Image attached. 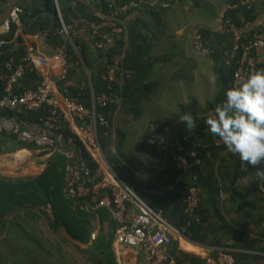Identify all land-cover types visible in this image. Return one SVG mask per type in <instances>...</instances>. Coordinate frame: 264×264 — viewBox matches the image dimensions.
Here are the masks:
<instances>
[{
    "label": "trees",
    "instance_id": "trees-1",
    "mask_svg": "<svg viewBox=\"0 0 264 264\" xmlns=\"http://www.w3.org/2000/svg\"><path fill=\"white\" fill-rule=\"evenodd\" d=\"M111 1L123 4L132 0H59L61 14L59 13L56 0H26L22 6L25 11L20 15V23L25 33L39 34L47 45L53 48L63 47L65 49L70 65L69 74L74 75L81 71L84 74V79L69 83L67 81L68 74L67 78L61 82L60 90L64 95L78 98L80 102H83L88 107L92 105L93 92L96 97H100L105 92L110 93V81L105 79V75L108 69L114 65V57L122 56V63L117 67L119 79L113 82L112 88V91H114L113 89L121 90V94H119L117 101L113 102L109 107H97L98 112H103L114 121L118 142L115 143V146H111L113 133L105 127H100V134L104 150L114 170L127 183L133 185L137 193L143 197L142 187L144 182L142 173L138 171V168L137 170L129 168L126 165V163L130 164L129 158L119 153V148L125 139V132L117 126L115 119H118V112L128 110L130 103H132L131 109L129 108L131 113L136 114L139 110L141 100L138 97L136 98L135 95L133 98L132 95L133 88H139L138 79L140 74L137 73L139 70L136 72L133 70L134 62L138 66L140 65L138 58L141 59V57L137 56L139 51L136 50L137 47L139 49V46L136 47L135 44L139 37L140 29L145 26H142L139 21L126 22L128 16L126 15L124 20L125 25L129 27V38H126L127 31L117 34L113 43L107 44L103 48H94L95 54H93L91 43L104 41L103 35L110 32L115 25L113 22L99 19L95 15V11L97 9L106 11ZM237 1L227 0L228 3ZM11 3H14L13 0H0V13L5 9V6L11 5ZM262 3L264 4V0ZM170 8L155 7L153 9L162 11ZM228 14L241 27L244 26L245 22L252 23L258 17L255 6L251 9L240 6L230 10ZM63 22L67 26L79 23L80 26L85 25L87 29L82 33L71 32L67 36L60 32ZM18 30V22H12L10 30L5 34H0L6 40V44L0 52V99L5 94L6 77L10 73L7 63L12 58L18 63L28 53V47L23 43L21 33ZM255 30L257 29H253V31ZM201 31L204 38L213 47V51L209 56L215 62V72L217 74V93L215 98L208 101L204 107L194 97L189 102L180 104V113L177 117L178 124L172 130L167 152L158 149L157 141L149 130L145 138L137 142L136 149L142 154L161 158L158 176L162 178L165 187L172 186L176 190L175 200L172 204L162 207L154 206V209L162 208L170 223L195 240L205 241L206 237L210 236L212 237L211 244L227 246L225 243L226 238H241L244 244L237 243L233 244V246H228L231 248L230 251L237 262L241 264H264V255L245 252L240 249H253L256 247L257 242H261V239L249 236L246 231H241L240 228L233 225L221 208L222 200L233 203L235 200L234 194L240 193L235 187L229 185L227 179H225L226 175L232 173L233 181L236 177L242 179L247 177L248 191H246L244 196L247 198L253 197L254 200L260 203L259 220L261 224H264V195L261 189V186H264V180L256 178V169L258 167L264 168V164L258 166L248 165L247 168L243 167L238 154L228 152L224 144L219 141V138L209 132L206 124H204V119L213 114L215 107L225 99L226 90L233 86L237 59L232 58L228 62L229 56L227 54L231 55L233 53L235 40L232 34H219L207 28ZM85 64L89 70L88 75L86 74ZM260 69H264V63L258 65L256 71ZM31 79L35 81L32 88H35L42 81L41 79L38 81L35 77ZM16 90L22 92L26 89L25 87L17 86ZM185 112L198 117L196 126L192 130L187 129L185 124L179 120V116ZM48 114V107H42L39 110L20 114V117L27 118L33 123H39ZM15 115H17L15 111L0 109V117L10 118ZM155 123L160 127L166 125L164 121H155ZM183 134L197 135V141L200 143L197 147V159L200 162H193L192 168L182 170L177 167L174 160V142ZM3 136L16 142L21 148H39L33 143L19 140L15 133L8 130H5ZM75 146L79 148L82 143L76 141ZM41 152V155H43L47 150ZM192 160L195 161L196 159ZM50 161L51 163L45 171L35 178L13 181L0 176V229H5L6 219L14 209L24 208L31 210L36 208V210L45 215L52 234L55 235V240L51 241L54 245L56 244L60 249L65 250L63 243L59 239L64 234L67 237V241L83 254V264H118L112 249V241L115 238V232L119 224L114 218L112 211L106 207H95L90 202L89 197H74L68 193L66 173L70 159L64 153H54L50 157ZM90 164L93 166L95 163L92 162ZM148 172L151 171L149 170ZM191 187L198 189L200 204L193 214H188L185 197ZM146 193L151 192L148 190ZM242 200L245 199H238V205ZM48 205H51L52 217L47 216L48 213L44 209ZM94 218L99 220L97 226L93 220ZM105 222L108 223L109 227L107 242H104L103 248L98 246L99 256H87L83 253L85 251L80 248L81 244L87 243L89 237H92L93 230L99 225L101 228ZM183 223L188 227L187 230H183ZM2 224L4 225L1 226ZM260 236L264 238V232ZM39 246L46 248L45 244H39ZM261 249L264 251V245L262 244ZM47 251L49 252L48 249ZM195 264L201 263L197 262Z\"/></svg>",
    "mask_w": 264,
    "mask_h": 264
},
{
    "label": "crops",
    "instance_id": "crops-1",
    "mask_svg": "<svg viewBox=\"0 0 264 264\" xmlns=\"http://www.w3.org/2000/svg\"><path fill=\"white\" fill-rule=\"evenodd\" d=\"M210 1H212V13H208L206 17L205 15L200 16L199 20L195 23L196 25L194 24L192 28H190L188 25L189 21L192 23L194 22L190 19V14L192 13V15H194V13H201L203 11V8L201 7V3L203 2L202 0H178V2H176L168 10L159 11L150 7H142L128 14L126 22L139 21V23H142V26H145L144 28L140 29V34L135 44L136 47L139 46V49L137 47L136 50L139 51L137 56L139 55L141 57V59L138 58L140 65L138 66L136 62H134L133 70L134 72L139 70L137 73L140 75L138 79L139 88H133L132 96L134 98L135 95L136 98L138 97V99L141 100V102L139 104V110L136 114L131 113L129 110V108L131 109L132 107V103L129 104L127 111L121 110L118 112V119H115V123H117L118 127L119 121L122 119L123 121H126V119L130 120L132 117L134 119H139L141 114H151L149 111L155 109L153 105L149 107L146 106L145 108H143V105L144 103L147 104L148 101L153 99L158 102L159 99L157 97V93L160 91L158 88V80H160L161 77L163 78V75L166 77V81L170 83V87L166 90L169 91L172 89L174 93L180 95L181 99L183 100L181 103H187L191 98L194 97L204 107L208 101L215 98L217 93V74L215 72V62L209 55L203 54L197 50L193 43V35L196 30H202L206 28L209 30H214L216 28L221 12L228 5L227 0ZM262 1L263 0H259L255 4L258 17L250 24V26H248V29H258L263 24L264 4ZM13 2L14 3H11V5L5 6V9L2 11V13H0V34L4 32L1 26L2 22L7 18L10 8L14 5L23 6L26 0H13ZM204 2L208 3L209 0H204ZM56 4L59 9V13L61 14L59 0H56ZM17 22L19 24L18 31L21 33L23 43L28 47V52L39 56H45L47 58L45 63L37 66L34 71H29L28 74L26 73L18 87H25V89L32 88L35 81L31 78L35 77L38 81L41 79L51 82L55 87L56 96L61 98L63 96V93L60 90L61 82L63 81L61 79L62 66L60 60L58 59L57 48L47 45L44 42L42 36L39 34L25 33L20 23V19ZM72 25L79 26L78 30L81 33L87 29L85 25L80 26L79 23ZM172 25L174 26V31L169 33L168 31ZM126 28V38H129V27L126 26ZM165 41L171 45L170 52L163 47V43ZM94 51L95 49L93 47V54H95ZM85 70L86 74L88 75L89 70L86 64ZM70 74L67 78L69 83L78 82L84 79V74L81 71L74 75ZM29 77H31V80L28 79ZM202 91L206 92L205 98L202 97ZM181 103L179 101L177 102L176 106L178 107L179 112L174 114L172 117H155L150 119L144 127L143 138H145L147 131H150V125L155 121H164L166 122L165 126H171L174 129V126H177L178 124L177 117L180 113ZM155 105L157 106V103ZM63 108L65 113H68L64 106ZM159 108L160 110L157 111V114L165 116L162 111V108L164 107L159 106ZM66 118L68 120V115ZM120 129L123 130L122 128ZM182 136L180 138L183 140ZM186 136H189V140H183L185 145V153L187 158H189L188 160L193 163L194 161L192 159L197 158V147L200 143L197 141L198 138L196 134H188ZM0 141V176L3 178L13 181L35 178L42 174L51 163L50 157L45 155L47 152L41 155V151L44 150L43 148H21L16 142L11 141L5 136H3ZM66 144L67 142L63 143V146H66ZM152 157L155 159V156ZM149 161L154 162V160L150 158ZM160 164L161 158L156 157V165H147L146 168H138V171L142 173L144 182L142 187L144 196L142 199L151 208L154 206H166L172 204L175 200L176 190H174L172 186H170L171 189H169L170 187H165L162 178L158 176V168H160ZM90 166L95 173H98V179H96L94 189L98 194L103 193L104 190L100 186L102 178L106 177L104 170L102 168H98V172L96 164ZM149 170L151 172H148ZM246 178L242 179L236 177V179L233 181L232 173L230 175H226L225 179H227L229 185L235 187L240 191V193L237 192L238 194H234V205L229 201L224 202L222 200L221 208L226 214L228 220L233 225L240 228L241 231H246L249 236L251 235L252 237H257L259 240L261 239V242H257L256 247L253 249H240L245 252L264 255V251L261 249V244L264 245V238L261 237L260 234L264 232V224H261L259 220L260 203L257 200H254L253 197L252 199L244 196L246 191H248V180ZM181 181H183V179H181ZM153 188L162 189L164 193L145 194L146 191ZM240 198L245 200H242V202L238 205L237 201ZM44 209L48 213L47 216H53L51 205H48ZM127 211V217L132 218L135 214L141 211V208L136 202L133 203V201H131L128 204ZM6 220L5 229H0V245L7 240L10 228L15 227L20 229L21 232L27 233L24 228L25 226L22 223L30 222L32 220L34 221L35 226L44 231V233H47L50 239L54 238L55 240V235L52 234V230L48 225L45 215L39 210H36V208L31 210L16 208ZM93 220L97 226L99 220L97 218H94ZM3 225L4 224L1 226ZM101 228L99 225L93 230V232L97 233L96 239H92L90 236L87 243L81 244L80 248L85 251L83 253L87 256L97 257L100 255V252H98L99 250L97 251L96 249L90 248V239L92 241L98 242V246L101 248H103V244L107 242V234L109 231L108 223L105 222L102 224ZM182 228L183 230L188 229L184 223L182 224ZM181 233L182 235L174 237L172 244L169 246V254L178 263L195 264L199 262L201 264H220L218 258L219 248H227L231 250V248L228 247L229 245L233 246V244L237 243L244 244L241 238L235 239L228 237L225 239L227 246H216L211 244L212 237L210 236L206 237L207 239L205 241H201L193 239L192 237L186 235L183 231H181ZM59 239L63 244L68 242L67 237L64 234ZM70 245L74 247L73 244ZM40 248L42 250H46L43 248V246ZM112 249L115 253L118 264H154L149 255L143 252L140 248L121 244L116 241L115 238L112 241ZM65 252L64 253L67 255L71 252L74 255L77 254L81 263H83L82 260H84V256L82 253H80V251L77 250V248L76 251L68 248L65 250Z\"/></svg>",
    "mask_w": 264,
    "mask_h": 264
},
{
    "label": "built area",
    "instance_id": "built-area-1",
    "mask_svg": "<svg viewBox=\"0 0 264 264\" xmlns=\"http://www.w3.org/2000/svg\"><path fill=\"white\" fill-rule=\"evenodd\" d=\"M259 0H238L235 3H228L221 12L216 28L213 30L219 34H232L235 40L233 53L229 56L228 62L236 58L233 85L238 84L249 73L256 71L258 65L264 63V22L257 30L248 29L251 22H245L241 27L228 14L232 9L244 6L247 9L253 8ZM178 0H132L127 3L118 4L111 1L106 11L97 9L95 15L106 22H113L115 25L111 31L104 34V41L92 42L94 48H103L113 43L115 35L127 31L125 16L131 11L140 7L170 8ZM24 8L14 5L8 11L7 18L2 22V28L7 33L12 22H17ZM79 26H67L63 22L60 32L69 36L71 32L78 33ZM193 43L197 50L209 55L213 51L210 42L204 38L201 30H196L193 35ZM6 44V40L0 36V52ZM58 59L62 66L61 79L65 80L69 74L70 65L67 53L63 47L57 48ZM47 58L27 53L18 63L12 58L7 67L10 73L7 75L5 94L0 99V109H10L17 115L10 118L0 117V139L5 130L15 133L19 140L33 143L36 146L47 150L45 155L51 157L56 152L64 153L70 162L67 165V191L72 196L89 197L90 202L97 208L106 207L112 211L118 222L115 232V239L121 244L140 248L149 255L154 264H184L178 263L169 254V246L175 236L182 235L165 216L163 209H154L148 206L142 197L137 193L135 187L122 179L114 170L104 150L100 127L106 128L114 135L115 125L103 112H98L97 107H109L117 101L121 90L113 89V82L119 79L117 67L122 63V56L114 57V65L108 69L105 79L110 81V93L105 92L100 97L92 95V105L86 106L78 98L64 95L59 98L55 94L54 85L42 80L35 88H28L18 92L22 78L29 71H34L37 66L45 63ZM63 106L68 113H65ZM48 107L49 114L39 122L33 123L27 118L20 117V114L29 111L39 110ZM68 115V120L66 116ZM173 128L171 126L160 127L157 123L150 125V131L157 141L160 151L169 150V138ZM183 140H189V136L183 135ZM181 138L175 140L174 160L179 169L192 168L194 163H199L196 158L194 163L190 162L185 153V145ZM76 141L82 146L77 148ZM67 142L66 146L63 143ZM194 154V153H193ZM195 156V154H194ZM95 163L96 168L104 170L105 178H102L101 188L103 193L98 194L94 187L98 173H95L90 163ZM94 164V165H95ZM264 195V186H261ZM153 194H163L162 189H150ZM136 202L141 211L132 218L127 217L129 202ZM186 211L193 214L200 204V196L196 187H191L185 197ZM97 233H92V239H96ZM220 264H241L237 262L232 252L227 248L218 249Z\"/></svg>",
    "mask_w": 264,
    "mask_h": 264
},
{
    "label": "rangeland",
    "instance_id": "rangeland-1",
    "mask_svg": "<svg viewBox=\"0 0 264 264\" xmlns=\"http://www.w3.org/2000/svg\"><path fill=\"white\" fill-rule=\"evenodd\" d=\"M201 3V7L203 11L201 13H192L190 14V19L194 21L193 23L189 21L188 25L190 28L194 26V24L199 20V17L202 15L207 16V14L212 13V1L209 0L208 3L204 2ZM194 12V10H193ZM196 25V24H195ZM174 31V26L172 25L169 33ZM164 49L170 52V43L166 41L163 43ZM153 79V78H152ZM151 79V80H152ZM159 89L160 91L157 93L158 102L153 99L148 101V103H144L143 108L146 106H151L155 108L151 110V114H141L139 119H134L133 117L126 121L120 120L119 127L122 128L125 132V139L122 141V145L119 148V153L123 156L129 158L130 164L126 165L129 168L137 170V168H146L147 165H156V157L144 155L137 151L136 144L138 141L143 139L144 134V127L146 123L155 117H172L174 114L179 112L178 107L176 106L177 102H183L181 96L177 93H174L173 90L167 91L170 87V83L166 81V77L163 75L160 80H158ZM206 92L202 91V97L205 98ZM157 103V106L155 105ZM141 106V105H140ZM159 106L164 107L162 108L163 113L165 116L157 114V111L160 110ZM112 145L115 146V143L118 142L117 132L115 131L114 135L112 136ZM114 148V147H113ZM149 158L154 160V162L149 161ZM25 227V232H21L20 229L17 228H10L9 236L4 243L0 245V252H1V264H83L78 258V255H74L69 253L68 255L65 254L66 249L70 248L76 251L75 247H72L70 243L66 242L63 244L65 250L60 249L56 244L54 245L51 241L54 238L50 239L47 233H44L40 228L35 226L34 221L30 222H23L22 223ZM39 244H45L46 250H42L39 247ZM89 246L91 249H98V242L92 241L90 239ZM65 252V253H64ZM83 261V260H82Z\"/></svg>",
    "mask_w": 264,
    "mask_h": 264
},
{
    "label": "clouds",
    "instance_id": "clouds-1",
    "mask_svg": "<svg viewBox=\"0 0 264 264\" xmlns=\"http://www.w3.org/2000/svg\"><path fill=\"white\" fill-rule=\"evenodd\" d=\"M197 118L188 112L179 116L189 130L196 126ZM204 124L228 152L238 154L243 167L264 164V69L228 88L225 99ZM256 178L264 180V168L256 169Z\"/></svg>",
    "mask_w": 264,
    "mask_h": 264
}]
</instances>
